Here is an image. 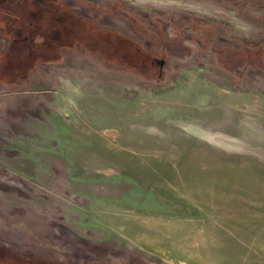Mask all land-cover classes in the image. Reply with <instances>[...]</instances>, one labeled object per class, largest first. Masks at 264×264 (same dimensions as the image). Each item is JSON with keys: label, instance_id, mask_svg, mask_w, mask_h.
I'll return each mask as SVG.
<instances>
[{"label": "rangeland", "instance_id": "obj_1", "mask_svg": "<svg viewBox=\"0 0 264 264\" xmlns=\"http://www.w3.org/2000/svg\"><path fill=\"white\" fill-rule=\"evenodd\" d=\"M64 1L186 36L162 76L0 58V264H264V0Z\"/></svg>", "mask_w": 264, "mask_h": 264}, {"label": "flooded vegetation", "instance_id": "obj_2", "mask_svg": "<svg viewBox=\"0 0 264 264\" xmlns=\"http://www.w3.org/2000/svg\"><path fill=\"white\" fill-rule=\"evenodd\" d=\"M157 20L161 28L149 36L151 45H146L134 35L104 26L94 14H82L64 0H0V38L4 47L0 58L12 59L10 69L16 68L18 60L23 59L29 70L38 62H59L72 52L87 54L115 72L162 76L171 58L181 55L176 46L186 34H169L167 21ZM168 27L172 26L168 24ZM198 28L206 35L205 26L189 29L193 32ZM189 37L199 45L207 40L202 34ZM214 52L222 56V51Z\"/></svg>", "mask_w": 264, "mask_h": 264}, {"label": "trees", "instance_id": "obj_3", "mask_svg": "<svg viewBox=\"0 0 264 264\" xmlns=\"http://www.w3.org/2000/svg\"><path fill=\"white\" fill-rule=\"evenodd\" d=\"M4 62L5 61H2L0 63V67L4 64ZM11 70H12V72H11ZM27 70H28V68H26V61L23 60V59H19L18 62H17V67L16 68H13V69H10V73L12 74V75H10L11 76L10 78L18 79L20 76H22L24 73H26ZM2 77H3V75L0 72V79Z\"/></svg>", "mask_w": 264, "mask_h": 264}]
</instances>
